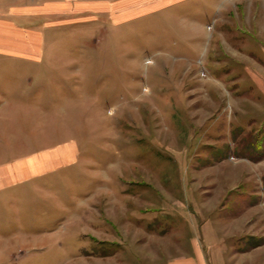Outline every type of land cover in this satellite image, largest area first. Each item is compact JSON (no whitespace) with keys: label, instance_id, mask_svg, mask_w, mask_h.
Returning a JSON list of instances; mask_svg holds the SVG:
<instances>
[{"label":"rangeland","instance_id":"rangeland-1","mask_svg":"<svg viewBox=\"0 0 264 264\" xmlns=\"http://www.w3.org/2000/svg\"><path fill=\"white\" fill-rule=\"evenodd\" d=\"M239 2L39 22V79L85 86L53 110L80 153L15 192L0 264H264V0Z\"/></svg>","mask_w":264,"mask_h":264},{"label":"crops","instance_id":"crops-1","mask_svg":"<svg viewBox=\"0 0 264 264\" xmlns=\"http://www.w3.org/2000/svg\"><path fill=\"white\" fill-rule=\"evenodd\" d=\"M188 1L0 0V61L13 60L12 65L0 64V257L11 254L17 233L21 234V229H16L23 223L20 206L14 204L19 194L15 192L54 170L76 164L80 153L76 140L53 142L52 137L58 135L53 128V110L58 103L74 106L81 103L77 98L85 86L39 79L41 60L48 52L44 51L46 38L43 29L37 26L39 22L53 20L54 13L65 14L70 10L92 15L106 11L115 20H131ZM18 88L24 90L19 92ZM67 89L69 96L63 94ZM91 99L94 102L96 96ZM23 104L28 105L24 112L16 107ZM23 119H28L25 126ZM66 119L78 116L72 112ZM71 133L72 128H68L62 134ZM39 135L49 136L45 147L37 148Z\"/></svg>","mask_w":264,"mask_h":264}]
</instances>
